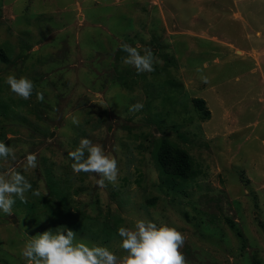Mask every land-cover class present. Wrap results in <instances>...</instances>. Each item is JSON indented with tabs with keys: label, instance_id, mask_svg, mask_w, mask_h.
Masks as SVG:
<instances>
[{
	"label": "rangeland",
	"instance_id": "1",
	"mask_svg": "<svg viewBox=\"0 0 264 264\" xmlns=\"http://www.w3.org/2000/svg\"><path fill=\"white\" fill-rule=\"evenodd\" d=\"M122 43L150 48L155 71L124 66ZM0 53V142L17 155L0 167L14 163L41 192L0 212V264H27L28 236L55 231L53 186L101 222L176 227L187 264H264V0H0ZM9 74L32 80L44 100L17 97ZM101 98L108 108L92 102ZM136 102L143 109L128 113ZM81 138L117 160L115 186L72 170L67 152ZM162 139L191 155L195 178L162 172ZM29 153L37 167L25 172ZM35 201L44 203L31 212ZM72 230L122 254L118 232L103 241Z\"/></svg>",
	"mask_w": 264,
	"mask_h": 264
},
{
	"label": "clouds",
	"instance_id": "2",
	"mask_svg": "<svg viewBox=\"0 0 264 264\" xmlns=\"http://www.w3.org/2000/svg\"><path fill=\"white\" fill-rule=\"evenodd\" d=\"M119 50L124 53L121 57L122 64L135 68L138 74L155 71V64L159 63L150 48L140 50L138 46L122 43ZM5 82L11 92L23 100H29L34 92L38 101L44 100L43 93L37 91L33 81L25 76L18 78L9 74ZM92 102L104 108L110 106L102 98ZM143 107L142 103L136 102L129 106L128 113L139 112ZM71 122L77 126L81 123L75 116L71 117ZM67 155L73 161L71 167L75 173L99 176L100 179L96 181L99 187L104 188L107 184L115 186L118 183L117 160L106 154L104 148L91 139L81 138L78 146L68 151ZM16 160L14 149L5 142H0V161ZM22 167L25 172L35 169L37 156L27 154ZM28 193L41 197V192L33 189L29 179L17 170L14 163L6 168L0 167V212L12 216L16 200L27 204ZM117 232L120 237L119 248L123 250L119 256L108 246L78 239L72 229L63 225L55 231L49 229L41 234L28 236L20 254L27 264H187L181 251L185 236L176 227L158 224L154 220L134 219L129 226H120Z\"/></svg>",
	"mask_w": 264,
	"mask_h": 264
},
{
	"label": "trees",
	"instance_id": "3",
	"mask_svg": "<svg viewBox=\"0 0 264 264\" xmlns=\"http://www.w3.org/2000/svg\"><path fill=\"white\" fill-rule=\"evenodd\" d=\"M0 55L2 56L1 53ZM3 58L7 61L5 56ZM194 102L200 108L206 109L204 99L194 98ZM0 109L7 110L8 104L0 102ZM205 111L208 112L207 110ZM156 158L162 172L173 182L177 179L187 181L195 178L200 172L194 166L191 155L168 139L160 141L156 151ZM52 192L60 198L62 206L55 212L54 218L50 220L51 224L49 226L51 228L56 229L62 225L68 226L81 234H89L96 239L107 241L116 235L118 228L122 225V218L119 217H115L112 222H101L95 216L73 210L69 206V192L63 188L53 186ZM43 203V201L30 202V211L34 212L37 206ZM35 221L42 226L39 216L35 217Z\"/></svg>",
	"mask_w": 264,
	"mask_h": 264
}]
</instances>
